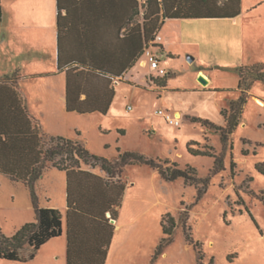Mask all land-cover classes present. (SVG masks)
Here are the masks:
<instances>
[{
    "label": "rangeland",
    "instance_id": "obj_1",
    "mask_svg": "<svg viewBox=\"0 0 264 264\" xmlns=\"http://www.w3.org/2000/svg\"><path fill=\"white\" fill-rule=\"evenodd\" d=\"M0 11L6 29V0H0ZM158 34L164 44V50L154 48L160 54V67H152L144 55L147 67L141 68L138 63L128 77L133 71H139L143 81L150 76L167 77L169 91L165 98L161 97L159 88L149 87L147 82L138 84L137 80L128 78L117 83L112 112L100 116L102 130L90 129V146L104 151L107 158H114L119 147L122 151L168 159L182 167L190 165L203 179L210 175L214 157L193 155L188 144L216 154L225 151L226 168L211 178L201 199H197L196 187L182 178L169 183L162 181L158 186L165 201L155 207V223L160 212L167 209L162 221L165 217L169 225L170 217H174L177 226L174 241L150 264H198L196 250L183 230L188 214L187 224L194 240L203 243L204 264L212 259L214 264H264V202L261 200L264 175L255 167L256 162L264 160V83L258 81L247 91L248 102L226 148L219 132L192 119L206 118L225 126L222 111L242 93L238 86L240 68L264 65V0H242V12L234 18L167 19ZM0 46L6 50V40ZM201 71L210 77L211 85L199 80ZM204 87L208 89L202 91ZM130 105L132 110L128 109ZM160 108L173 114L180 109V125L158 114ZM117 127L126 129L125 135ZM244 149L250 153L244 155ZM251 190L260 195L251 194ZM14 192L8 177L0 173V228L7 236L15 232L16 223L26 210L24 196L19 191L15 196ZM30 250L29 246L23 249L25 254ZM65 260L62 254L42 252L24 263L0 258V264H64Z\"/></svg>",
    "mask_w": 264,
    "mask_h": 264
},
{
    "label": "trees",
    "instance_id": "obj_2",
    "mask_svg": "<svg viewBox=\"0 0 264 264\" xmlns=\"http://www.w3.org/2000/svg\"><path fill=\"white\" fill-rule=\"evenodd\" d=\"M65 1H58L60 68L63 66L61 54L63 37L66 32L64 18L67 16L63 15V11H70V5H66ZM73 2L75 10L80 13L106 12L115 15V21H123L122 25L125 28L121 38L124 48L123 70L130 66L136 57L145 55L146 47L156 39V36L159 35L158 30L167 19L234 18L242 12V0H72ZM80 16L83 19V14ZM79 39L83 41V36L80 35ZM153 46L164 50L162 43H154ZM72 54L79 66L85 67L87 63L83 50L75 49ZM95 57L103 61L105 59L107 62L109 58H113L107 57V55L104 56V59L102 55H95ZM90 66L92 68L88 71L81 70L75 73L77 80L74 86L80 91L89 86V82L94 76L98 77L107 72L103 66ZM76 70H78V66L70 68L68 72ZM239 77L238 86L242 93L239 98L230 101L228 109L222 111L226 119L225 126L217 125L206 118H192L193 121L201 122L202 125L219 132L224 148L230 141V135L239 125L244 107L248 102L247 91L258 81L264 83V65L257 63L242 67L239 70ZM150 83L154 84L156 88H165L168 86V78L150 76ZM73 102L75 103L70 95L68 97L69 109L81 110V108L75 107ZM100 110L107 111L108 104L107 107ZM191 144L189 143L187 146L191 154L214 157L210 175L205 179L199 177L197 169L193 166L182 167L177 162L170 163L168 159H156L136 151H121L119 149L118 157L115 160H110L92 153L79 141L44 133L35 117L26 109L17 89L10 85L6 79L0 80V173L10 174L13 179L22 180L28 184L36 211V221L24 224L10 236L4 234L0 228V258L9 262H27L33 259L38 250L51 238L62 234L61 210L40 206L35 190V183L42 177L45 170L50 166H55L67 171L69 178L67 264H105L113 234V224L109 220L117 217L116 207L121 203V196L118 194L119 184L114 181L106 182L112 186V194L115 193L109 210L112 214L106 218V210L101 211L105 207L103 193L98 188H87L86 181H83L79 174L85 176L87 174L103 182L105 180L92 172L82 170L83 163L101 166L112 178L122 175L128 165H148L156 169L166 181L173 182L182 178L186 184L195 186L197 199H201L208 190L211 178L226 168L225 151L216 154L210 150L195 149ZM231 147L233 148V144ZM242 153L248 155L250 152L244 149ZM235 166L236 163L233 161L231 163L232 174L235 173ZM255 167L258 172L264 175V161L257 162ZM249 179L252 181L253 178L249 177ZM114 184H116V189H114ZM121 186L124 191L125 183L122 182ZM263 193L264 190L261 191V194ZM251 194L260 195L254 190H251ZM239 198L240 201H243L241 197ZM261 200L264 202L263 195ZM247 211L253 217L248 207ZM102 215L105 220H102ZM188 220L189 214L183 225L186 239L196 250L198 264H204L203 243L194 240L191 227L187 224ZM162 224L164 236L156 247L152 261L157 260L174 241V232L177 226L175 218L170 217V224L167 225L164 217ZM26 246L31 249L28 254L23 251ZM209 264H214V260L212 259Z\"/></svg>",
    "mask_w": 264,
    "mask_h": 264
},
{
    "label": "crops",
    "instance_id": "obj_3",
    "mask_svg": "<svg viewBox=\"0 0 264 264\" xmlns=\"http://www.w3.org/2000/svg\"><path fill=\"white\" fill-rule=\"evenodd\" d=\"M58 1L6 0V29L3 18L0 20V45L6 40V50L0 46V80L6 79L17 89L26 109L35 117L44 133L79 141L92 153L105 157L107 154L104 151H97L90 146L89 132L91 128L103 129L100 116L111 114L117 95L116 84L133 78L138 84L147 82L149 87L156 86L150 83V78L143 81L139 71H133V74L128 77V73L138 63L141 64V68L147 67L148 63L143 56L136 57L131 65L123 70L124 48L121 41L125 30L123 21H115L116 16L106 12L80 13L75 10L72 0L65 1L66 5H70V11H63V15L67 16L64 18L66 32L61 54L63 66L60 68ZM2 12L0 11L1 16H4ZM80 35L83 36V41L79 39ZM75 49L83 50L87 63L85 67L79 66L72 54ZM5 51L6 62H3ZM129 51L131 52V49ZM95 55H102L103 59L106 55L113 58H109L107 62L105 59L104 61L97 59ZM86 56L89 58L87 59ZM90 65L103 66L107 72L98 77L94 76L89 86L80 91L74 86L77 80L75 73L81 70L88 71L92 68ZM77 66L78 70L68 72L70 68ZM201 73L208 78L211 85L210 77L203 71ZM201 89L206 91L208 88ZM168 91V86L159 89L162 98H165ZM70 95L75 101L73 105L81 110L69 109ZM107 104V111L100 110L107 107ZM132 109L133 107L129 110ZM185 112L189 113V111ZM174 114L175 116L180 114L179 117H181L182 112L176 109ZM117 128L120 134L125 135L126 129ZM119 149L117 147L114 158L108 159L115 160L119 155ZM81 169L105 180L103 182L87 174L86 176L79 174V177L86 181L87 188H98L103 193L105 207L101 211L106 210V218L112 214L109 210L115 195L111 192L112 186L106 182L114 181L119 184L118 194L121 196V203L116 207L117 217L109 220L113 224V234L105 264H150L156 247L164 236L162 215L169 211L166 209L160 212L156 225L155 207L165 201L158 186L162 181L168 183L170 181L163 179L157 170L148 165H128L122 175L115 178H112L99 165L83 163ZM5 175L15 188V196L18 194L17 191L22 193L26 204L22 219L20 218V222L16 223V232L24 224L36 221V211L28 184L25 181L13 179L10 174ZM122 182L125 183L124 191H122ZM68 184L67 171L55 166L48 167L35 183L40 206L60 209L63 226L62 234L51 238L38 250L37 254L42 252L53 254V256L62 254L66 259L64 264H67L69 244ZM101 218L103 220L104 216L102 215Z\"/></svg>",
    "mask_w": 264,
    "mask_h": 264
},
{
    "label": "built area",
    "instance_id": "obj_4",
    "mask_svg": "<svg viewBox=\"0 0 264 264\" xmlns=\"http://www.w3.org/2000/svg\"><path fill=\"white\" fill-rule=\"evenodd\" d=\"M154 43H161V36L157 35L156 39L151 41L145 50V55L148 57V62L151 64L152 67H160V54L154 51L155 46H153ZM162 72H165V69H161ZM132 107L129 106V109ZM158 114L166 116V118L171 122L175 123L176 125H180V121L178 119L179 116H175L173 113H169L168 111L164 110L163 108H160L157 111Z\"/></svg>",
    "mask_w": 264,
    "mask_h": 264
},
{
    "label": "water",
    "instance_id": "obj_5",
    "mask_svg": "<svg viewBox=\"0 0 264 264\" xmlns=\"http://www.w3.org/2000/svg\"><path fill=\"white\" fill-rule=\"evenodd\" d=\"M199 80L205 85L208 84V80L203 75H200Z\"/></svg>",
    "mask_w": 264,
    "mask_h": 264
},
{
    "label": "bare ground",
    "instance_id": "obj_6",
    "mask_svg": "<svg viewBox=\"0 0 264 264\" xmlns=\"http://www.w3.org/2000/svg\"><path fill=\"white\" fill-rule=\"evenodd\" d=\"M177 116H180V114H179V115H177Z\"/></svg>",
    "mask_w": 264,
    "mask_h": 264
}]
</instances>
